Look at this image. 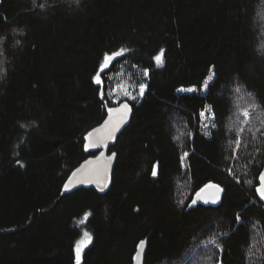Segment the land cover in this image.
<instances>
[{"label":"trees","instance_id":"trees-1","mask_svg":"<svg viewBox=\"0 0 264 264\" xmlns=\"http://www.w3.org/2000/svg\"><path fill=\"white\" fill-rule=\"evenodd\" d=\"M0 33V264H76L87 232L81 264L142 240L145 264H264V0H0ZM122 81L146 87L110 190L63 194ZM212 183L218 206L187 207Z\"/></svg>","mask_w":264,"mask_h":264},{"label":"water","instance_id":"water-1","mask_svg":"<svg viewBox=\"0 0 264 264\" xmlns=\"http://www.w3.org/2000/svg\"><path fill=\"white\" fill-rule=\"evenodd\" d=\"M123 104L128 105L129 111H127L126 113L122 110ZM110 108L111 109H121V111L112 112L111 114H109L108 109ZM108 109H107V115L104 121L93 128V129H101V131L98 134L94 133L92 137H89L88 134L93 132V129H91L85 135L86 152H94L96 154L88 157L86 160H84L78 167H76L70 173L69 177L67 178V180L65 181L63 185V188H62L63 194L71 193L79 188H94L100 194H105L110 190L112 183H113L114 171H115V167H116L117 160H118V153L116 151H113V147L116 146L121 134L131 124L133 115H134V106L129 100H123L119 104H115L113 106L108 107ZM106 121L108 122L107 124H105ZM97 135L103 138V142L99 143L97 147H89V144L96 138ZM112 153H115V156H112ZM109 157H111V161L110 163H108V166H107V174H108V179L106 181L107 186L103 188V191L100 190L103 184L105 183L102 180L99 182H93V183H81L80 180L83 179V176L80 173H77V176L73 177V173L76 172L77 169H80L82 167L84 168L86 174H89V175L93 174L97 166L103 165L105 160ZM86 162H90V163L86 164ZM262 172H264V168L261 171V173ZM93 179L95 180V176H93ZM70 180L72 181L71 183L69 182ZM65 185H67L68 189L70 190L66 191ZM209 185L210 187H207V188L204 187L203 192L199 191L200 196L203 197L204 200L209 201V203H203V201H200L195 195L194 199L198 200L197 205L204 204L207 206H218L222 202V199L224 197V189L219 185L220 189H222L223 191L218 192L215 187H211V185H218V184L212 183ZM257 194L259 197L258 192ZM212 200H216L217 202L211 203ZM195 206L196 205H194L193 207ZM142 241L145 242L142 258L139 260L136 258V254H137V250H136L132 264H145V257H146L148 242L147 240H142ZM140 242L138 243V245L140 244ZM138 245H137V249H138Z\"/></svg>","mask_w":264,"mask_h":264},{"label":"snow or ice","instance_id":"snow-or-ice-1","mask_svg":"<svg viewBox=\"0 0 264 264\" xmlns=\"http://www.w3.org/2000/svg\"><path fill=\"white\" fill-rule=\"evenodd\" d=\"M77 2H78V0H77ZM38 7L44 8L45 4H40V5H38ZM0 36H2V33H0ZM127 51H129V50L125 49V48H121V49H119V50H117V51H115V52H113L111 54H105L104 55L103 63L101 64L100 69L97 72V75L95 77H93V79L95 80V82L97 84L102 83V80H101V77H100L99 73L102 72L105 68L109 67L110 62L112 60H114L118 56H123ZM0 54H2V53H0ZM162 57H163V50H161L160 54H158L157 56L154 57V60L157 62L158 65H161L163 63ZM213 79H214L213 76H209L208 79L203 82L201 90H207L209 88V81H211ZM145 87H146V85L141 84L139 86V88L137 89L140 96L144 95ZM196 90L197 89H186L185 91H196ZM239 91H240V89L237 88L236 92H239ZM124 94L126 96L128 95L127 92H125ZM101 95H103V93H101ZM248 95L251 96L250 93ZM135 98L136 97H132V99H135ZM122 110L125 113L127 111H129L128 105L127 104H123ZM118 111H121V109H111V108L108 109L109 114H111L112 112H118ZM205 111H207V109ZM200 115L204 116L205 112H201ZM243 115H244L245 118H247L249 116V113L247 111H245L243 113ZM213 118H215L214 114H213ZM107 123L108 122L106 121L105 124H107ZM100 131H101V129H93V132L89 133L88 135H89V137H92L94 133L98 134ZM240 131L242 132L243 129H241ZM102 142H103V138L100 137L99 135H97L96 138L89 144V147H97L99 145V143H102ZM239 145H240V141H239V139H237L236 147L233 150V158H238L236 156V153L239 151ZM186 155H187V153H185V156ZM112 156H115V153H112ZM181 159H183V157ZM110 161H111V157L107 158L105 160L104 164L103 165H98L97 168L94 170V173L91 174V175L86 174L83 167L80 168V169H77L76 172L73 173V177H76L77 173H80L83 176V179L80 180L81 183H93V182H99V181L102 180L105 183L103 184V186L101 187L100 190L103 191V188L107 186V184H106V181L108 179L107 166H108V163H110ZM17 162L19 163V161H17ZM87 163H90V162H86V164ZM157 167H158V165H154L153 166V170H152V175L153 176L157 175V171H156ZM226 171H228V173L230 175H234L232 173L231 169H226ZM93 176H95V180L93 179ZM258 179H259L260 183L256 187L255 191L259 193L260 199L264 200V172L260 173ZM69 182L71 183L72 181L70 180ZM207 187H210V185H205V188H207ZM211 187H215L218 192L219 191H223L222 189H220L219 185H211ZM65 190L66 191L70 190V189H68L67 185H65ZM203 191H204V188H201L200 192H203ZM196 196H197V198L200 201H203V203H209V201L204 200V198L200 196L199 192L196 194ZM216 202H217L216 200H212L211 201V203H216ZM197 203H198L197 199H192L191 203L188 204L187 207L192 208L194 205H197ZM85 218H87V217H85ZM235 219H236L237 222H241L242 223V220H241V217H240L239 214H237ZM84 235L86 237L88 236L87 233H85ZM80 244H81V242H78L77 243V247H76V264H80V251H81ZM144 244H145V242L141 241L140 244L138 245L137 254H136V258L138 260L142 258Z\"/></svg>","mask_w":264,"mask_h":264},{"label":"rangeland","instance_id":"rangeland-1","mask_svg":"<svg viewBox=\"0 0 264 264\" xmlns=\"http://www.w3.org/2000/svg\"><path fill=\"white\" fill-rule=\"evenodd\" d=\"M127 82L122 81L120 83H116L115 88L112 92L115 104H119L123 100L131 99L133 96H135L138 93V90L136 88H134L133 86H131ZM125 92L128 93L127 96L124 94ZM205 116H206L205 122L208 126L210 124V118L208 117L209 115H207V114H205ZM87 233L89 234L87 237L84 235L83 238L81 239V241L80 240L78 241V242H81V244H80V248H81L80 264L83 261V256H84V252H85L86 248L92 242V235L89 232H87ZM76 247H77V244H76ZM75 253H76V248H75Z\"/></svg>","mask_w":264,"mask_h":264}]
</instances>
